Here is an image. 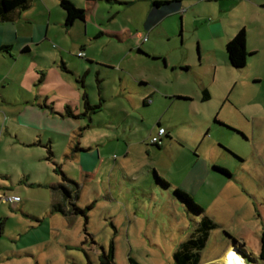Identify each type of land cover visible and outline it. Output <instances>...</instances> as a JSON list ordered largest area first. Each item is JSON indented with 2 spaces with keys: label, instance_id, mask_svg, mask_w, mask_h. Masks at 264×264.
Masks as SVG:
<instances>
[{
  "label": "rangeland",
  "instance_id": "1",
  "mask_svg": "<svg viewBox=\"0 0 264 264\" xmlns=\"http://www.w3.org/2000/svg\"><path fill=\"white\" fill-rule=\"evenodd\" d=\"M60 1L36 0L27 11L37 13V21H45V27L50 24L48 37L37 41V65L20 55L14 60L0 55V80L9 79V96L0 95V264H131L130 259L139 264H174V253L194 221L172 188L160 189L153 176L146 178L154 166L164 169L161 178L170 186L180 183L179 190L218 225L201 252L202 263L219 256L232 240L237 247L250 244L248 264H263L256 247L264 219V81L255 83L254 71L244 65L229 66L220 43L219 47L218 41L204 40L208 35L204 24L216 20L221 8L227 10L234 0H183L184 12L170 16L152 34L145 23L157 8L154 2L174 0H99L92 5L70 0L87 11L85 22L70 28L65 26ZM259 8H237L236 17L260 14L263 21L256 31L264 32V9ZM82 47L84 56L79 57ZM206 48L215 53L206 54ZM154 52L166 54L171 63L187 64L188 73L163 72L162 64L158 68L153 63L158 57L152 56ZM140 78H148L152 88ZM201 81L210 87V101L175 100L183 87L191 94L200 91ZM150 89L155 90L156 105L146 109L140 104L149 95L144 90ZM24 98L35 103L34 115L16 116L24 110ZM85 98L101 109L85 118L66 115L71 109L68 101L84 107ZM55 106H64L66 113H53ZM84 112L85 108L80 114ZM125 112L130 117L122 123ZM181 114L192 115L191 123L179 120ZM18 119L23 122L20 126L15 124ZM215 120L243 133L246 140L231 131L219 134V144L234 158L232 166L222 156L213 167L229 169L231 179L215 176L214 188L195 196L164 149L159 152L149 145L150 131L162 121L179 143L170 153L178 156L184 149L193 158L197 147L192 142L199 140L201 125L212 128L218 139L211 126ZM134 144L133 156L126 158V150ZM78 148H92L84 156L100 152L106 164L117 156L139 181L132 184L123 179L122 170L114 171L122 187L117 195H108L101 172H85L72 159ZM65 174L73 181L68 186L79 191L73 204L81 212L51 216L53 186L65 184ZM114 190L110 193L118 191ZM13 196L21 201L4 202Z\"/></svg>",
  "mask_w": 264,
  "mask_h": 264
},
{
  "label": "crops",
  "instance_id": "2",
  "mask_svg": "<svg viewBox=\"0 0 264 264\" xmlns=\"http://www.w3.org/2000/svg\"><path fill=\"white\" fill-rule=\"evenodd\" d=\"M35 1L36 0H30L31 5L29 9L19 12L14 20L0 21V55L7 56L11 60H14L17 55H20V59L30 58L37 65V56H36L37 52L35 50L37 48V41L43 38L46 39V37H48L50 24H47V27H45L44 26L45 21L44 22L43 20L37 21V13L29 14L27 12L34 6ZM94 3L95 2L90 4L92 5ZM74 4L77 6L75 2ZM249 5L254 9L259 7H262V10L264 9V3H261L256 0H234V3L229 5L227 10L221 8L222 10L219 11L218 15L216 16L217 17L216 20L211 21L209 24L207 23L204 24L208 32V35L204 37L205 38L204 40L208 42L218 41L217 45L219 47L221 45L223 48L222 50H225V58L229 66L233 68V64H236L237 66L244 65L246 68H248L247 69L248 71H254L253 72L254 79H256L255 83L258 82L262 83L264 81V32L263 31L257 32L256 29H258V24H260V22H262L263 19L260 14H257L256 16H253L250 19L248 17H245L244 15L242 16L238 15L236 17L237 8L249 7ZM183 9H184L183 0H180V3L177 4L166 5L163 7L161 6L152 9L151 12L148 14L147 22L145 23L146 31H148L150 34L154 33L155 30L163 26L165 21L170 16H173L174 14H182L184 12ZM258 10H260V8ZM37 28L39 32L37 31ZM234 28L236 30H234ZM219 47L216 46L215 50L217 49L219 50ZM82 49L84 50V48L82 47L80 51ZM215 50L210 51L206 48L203 51L206 54H209V53H215ZM152 56L154 57L158 56L157 58H153L152 60L153 63L156 64L155 67L159 68L160 64H162V66L164 67L162 69L163 72H169L172 70V72H174L175 74H179L178 70L180 69L182 70L181 71L182 73H188V71H185L188 70L186 68L187 64L171 63L169 57L166 56V54L164 55L158 52H154ZM213 67L217 70L218 63L214 62ZM162 71L159 72L161 73ZM8 80H9L8 78L3 81L0 80V95H2L3 97L6 95L9 96L8 94L9 92L7 88L9 87ZM33 82L34 83L36 82L35 78ZM140 82L144 83L145 86L152 88V86L148 82V78L146 80L141 79ZM198 85L200 91L199 90L197 91L196 89L193 94H191L185 87H183L181 92L178 94L180 95L181 99L175 98V100L182 102L181 104H190V103L203 104L205 102L210 101L212 99L210 93V87L206 84L205 81L204 82L201 81ZM19 88L23 90L22 85H19ZM204 90H207L209 93L208 100H203ZM154 91H155L154 89H150L149 91L144 90V92H147V95L148 94L149 95L145 100L142 101V104H140L142 105L143 108L152 109L156 105V101L152 100L153 96L156 95ZM141 92H143V90ZM45 98H46L45 102L48 103L47 96H45ZM148 100H150L151 103ZM23 103H24L23 112L21 113L20 111V113H17L16 116L19 117L22 115L25 116V114L34 115L35 111H37V109L35 108L36 107L35 103H33L32 100H28V99L25 100V98L23 100ZM67 105L76 114L81 115L80 112L84 111V107L80 105V103L74 100L68 101ZM52 110L53 113H57L59 115H63L66 113L64 106L61 107L55 106L52 107ZM124 114L126 118L122 120V123L125 122V120L130 117L127 112H125ZM195 115L196 117H198L197 114ZM191 116L192 115L183 116V114H181L179 120H182L184 124H189L191 123L190 122L192 118ZM201 121L202 120H200L198 123L202 124ZM222 122L215 120L213 122V125H211L216 130L215 132L218 135V139L214 137V134L212 133V128L209 129L208 126L201 125L200 131L197 136V139L199 138V140H194L195 142H192L193 145H196L197 147V151H196L197 155L193 158L190 155H186L184 149L180 151L181 154L178 156H176V154L173 152L170 153V150L171 151L174 150L173 146L178 145L179 143L175 141L174 138L170 137L171 136L169 132L170 129L166 128V126H164V123L162 121H158L156 127L150 131V135H151L150 140H151L152 136L155 135V132L158 127H163L166 129L167 135L161 141V143H164L163 145L165 147L162 146V144H160V147L158 148L155 145H152L150 143V140H149V145H151L154 149L156 148L159 152L162 149H164L167 156L170 157V159L173 162H175L177 170L181 172L182 175L181 181H183L184 186L186 185L185 187H190L193 193L195 194V196H197L201 191H204L205 190L204 188H207L209 190H211V188H214L215 176L223 178L227 181L231 179V176L224 175L223 173L216 170L215 169L216 167H213V165H219L217 164V162L219 161L220 158H223L222 156L227 158L226 161L229 162V165L232 164L230 158L232 159L234 158L233 157L234 155L229 153L226 149H224L223 146L219 144L221 143L219 138L222 136V134L223 135L231 134L229 133V131H231L234 132V134H237L238 137H241L242 139L246 140L244 138L243 133H238L230 129L229 127L225 126ZM122 123H120L119 126ZM140 123L144 124V121H140ZM15 124H18V126H20L21 124H23V122L18 119L15 122ZM116 130H118V127L116 128ZM204 132H206L205 136H204ZM220 133L222 134L219 135ZM55 134L59 136L67 137L68 139L70 138L68 135L65 136L57 133ZM176 139L180 140V142L182 143L180 138H176ZM24 140L27 141L25 142V144L28 145L31 144L30 138L24 136ZM135 145L136 144L128 147L125 154L126 158L133 156ZM69 147H72V145L69 144ZM181 148H184V146H182ZM90 151H92V148H78L75 151L76 153L72 156V159L76 161L85 170V172L94 171V170H97L98 173L101 172L100 174L103 176L102 184L104 190L107 191L108 195H113V196L117 195L122 187V183H118L120 182L119 176H117L116 174L113 177L114 171L119 172V170H122L123 179L130 181V183L132 184H136L139 181L138 175L132 176L127 173V171L124 169L123 164H120L118 162L117 156H114L113 163L106 164L104 163V158L103 159L101 158L100 152H97L94 155L91 154V156L94 157L99 162L97 163L91 160L92 157L90 155L84 156V153H88ZM163 171H164L163 168H160L159 170L156 166H154V168H148V171L146 172V178L153 176L154 173L161 178V173ZM227 171L229 173L230 170L228 169ZM163 173L166 172L164 171ZM1 176L4 177L3 175ZM65 176L67 177L66 174ZM69 179L71 180V178ZM58 184H63L66 187H69L68 186L69 183H65V184L58 183ZM58 184L54 186H57ZM180 185H181L180 183L174 182L173 186L169 185V188L170 189L172 188L173 190L179 189ZM154 186L159 187L157 185ZM113 188L116 190L118 189V191H116L115 193H110L112 191H115ZM135 190H137L136 187L133 188V191ZM54 199H53V203H61L65 201L61 190H55ZM54 214H58V213H50L51 216ZM263 230H264V219L262 220V230H260V236L258 237V241H257L258 246L256 247V251L259 256L261 252V236ZM191 231L190 233L187 234L188 237L190 236ZM231 241L232 240L227 241V243L224 245L223 252L219 256L210 258L205 263L201 262L200 264H225V263L227 264V261L228 264H234V261L231 256L232 252H237L242 257L244 263L248 264L246 260L250 259L252 256L249 253L250 244L249 247L247 248H244L243 246L237 247V244H231L232 243ZM241 242L244 245H248L247 242H245L244 240H241ZM251 263H256V262H251Z\"/></svg>",
  "mask_w": 264,
  "mask_h": 264
},
{
  "label": "trees",
  "instance_id": "3",
  "mask_svg": "<svg viewBox=\"0 0 264 264\" xmlns=\"http://www.w3.org/2000/svg\"><path fill=\"white\" fill-rule=\"evenodd\" d=\"M99 0H87L89 3L97 2ZM110 1V0H107ZM180 3V0L174 1H156L154 5L156 7H163L164 5H172ZM31 5L30 0H0V21H11L14 20L18 13L29 9ZM60 7L64 12L65 26L67 28L77 22H85L87 11L77 7L70 0H61ZM80 52H84L82 49ZM181 99V97H178ZM209 93L207 90L203 91V100H208ZM184 99V98H182ZM45 107V106H43ZM85 112L81 115H75L70 109L67 116H74L76 118L88 116V114L95 113L96 110L101 109L100 106H91L89 99L85 98ZM160 147V144L155 145ZM224 175L230 176L229 173L220 168H215ZM65 183L73 182L64 175ZM153 179L157 186L160 188H169V184L160 178L157 174H153ZM54 190H61L65 201L61 203H53L51 213H59L63 216H69L75 213H80L78 208H75L74 201L79 199V191H74L70 187H66L63 184H58L53 187ZM174 198L179 201L184 210H186L188 218L194 221V227L190 236L183 241L176 252L174 253V264H200L201 263V252L206 247L210 234L217 228V224L213 222L206 214L205 211L197 205L192 198L184 191L179 189L174 190ZM3 225V222L1 223ZM259 260L264 264V230L261 236V252ZM131 264H139L136 260L130 259Z\"/></svg>",
  "mask_w": 264,
  "mask_h": 264
},
{
  "label": "built area",
  "instance_id": "4",
  "mask_svg": "<svg viewBox=\"0 0 264 264\" xmlns=\"http://www.w3.org/2000/svg\"><path fill=\"white\" fill-rule=\"evenodd\" d=\"M84 56V52H80L79 53V57H83ZM167 135V131L165 128L163 127H158L156 132H155V135L152 136L151 140H150V143L152 145H158L161 143L162 139ZM4 202L7 203V204H12V203H18L20 202V198L17 197V196H13V197H5L4 199Z\"/></svg>",
  "mask_w": 264,
  "mask_h": 264
},
{
  "label": "bare ground",
  "instance_id": "5",
  "mask_svg": "<svg viewBox=\"0 0 264 264\" xmlns=\"http://www.w3.org/2000/svg\"><path fill=\"white\" fill-rule=\"evenodd\" d=\"M234 264H245L242 257L237 252L231 253Z\"/></svg>",
  "mask_w": 264,
  "mask_h": 264
}]
</instances>
